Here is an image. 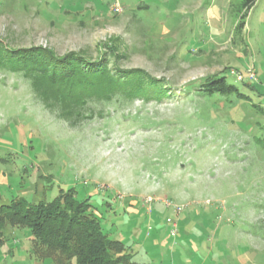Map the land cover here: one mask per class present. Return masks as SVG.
I'll return each instance as SVG.
<instances>
[{"label": "rangeland", "instance_id": "1", "mask_svg": "<svg viewBox=\"0 0 264 264\" xmlns=\"http://www.w3.org/2000/svg\"><path fill=\"white\" fill-rule=\"evenodd\" d=\"M242 2L0 0L2 59H101L167 92L66 105L0 68V206L75 189L104 233L133 251L190 235L198 257L211 251L229 262L239 252L264 264V0L238 30ZM215 76L250 100L199 95L196 86ZM168 219L178 224L175 237ZM4 240L0 264H40L29 229L7 227Z\"/></svg>", "mask_w": 264, "mask_h": 264}, {"label": "trees", "instance_id": "2", "mask_svg": "<svg viewBox=\"0 0 264 264\" xmlns=\"http://www.w3.org/2000/svg\"><path fill=\"white\" fill-rule=\"evenodd\" d=\"M257 1L243 0L241 3L243 14L238 30L244 28L243 20ZM52 56L45 52L36 58L20 52L5 59L0 57V68L22 72L32 80L31 85L37 94L41 88L48 87L57 101L66 105L76 100L78 102L74 105L84 103L85 99L90 102L111 101L118 95L128 101L135 97L162 100L167 95L165 86L142 72L123 73L115 63V67L109 69L106 65L108 62L101 59L92 62L89 59L67 58L58 62ZM196 87L202 97L250 100L240 88L230 84L226 76L209 78ZM245 87L254 91L250 85L246 84ZM7 227L31 231V255L38 263L132 264L126 245L104 233L90 199L79 200L75 189L62 190L51 202L33 204L19 198L9 205L0 206V247L4 244Z\"/></svg>", "mask_w": 264, "mask_h": 264}, {"label": "crops", "instance_id": "3", "mask_svg": "<svg viewBox=\"0 0 264 264\" xmlns=\"http://www.w3.org/2000/svg\"><path fill=\"white\" fill-rule=\"evenodd\" d=\"M134 216V215H132ZM184 226H181V220L179 223V233L180 229H184ZM192 233H196V226L192 227ZM177 236V237H178ZM190 239L186 241V239ZM146 239L150 240L148 235ZM33 241V238L32 240ZM147 246V247H146ZM32 247V242H31ZM127 247V246H126ZM138 248L133 251L128 248V253L130 254V260L132 264H249V257L241 254L240 256H233L231 253V257L229 258H218L212 257L213 252H208V257H198L202 256L201 247L196 245V239L192 240L190 235L179 237L178 241L172 243V245L168 244V240L164 239L159 241L158 239L152 240L147 245L137 246ZM203 248V247H202ZM205 249V248H203ZM242 253V252H241ZM44 264V263H40ZM263 264V263H262Z\"/></svg>", "mask_w": 264, "mask_h": 264}, {"label": "built area", "instance_id": "4", "mask_svg": "<svg viewBox=\"0 0 264 264\" xmlns=\"http://www.w3.org/2000/svg\"><path fill=\"white\" fill-rule=\"evenodd\" d=\"M114 11L116 13H121L122 12V9H121L119 4H116L114 6ZM243 78L244 77L242 75H240V74L237 75V79L238 80L241 81V80H243ZM249 78H250V80L255 81L256 80V75L255 74H250ZM150 201H152V199H150ZM180 212H181V209L179 211H177V213H180ZM168 223L172 225V233L171 234H172L173 237H175L176 234H177V231H178V224L175 221H173L172 219H168Z\"/></svg>", "mask_w": 264, "mask_h": 264}]
</instances>
